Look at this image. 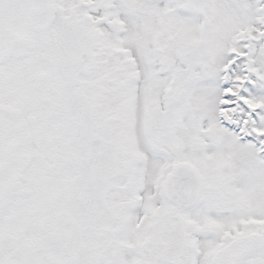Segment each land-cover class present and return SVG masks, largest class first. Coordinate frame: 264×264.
<instances>
[{
    "label": "snow or ice",
    "instance_id": "1",
    "mask_svg": "<svg viewBox=\"0 0 264 264\" xmlns=\"http://www.w3.org/2000/svg\"><path fill=\"white\" fill-rule=\"evenodd\" d=\"M0 264H264V0H0Z\"/></svg>",
    "mask_w": 264,
    "mask_h": 264
}]
</instances>
